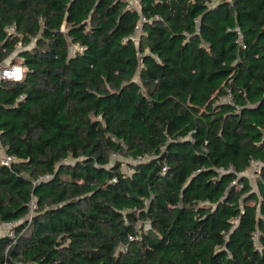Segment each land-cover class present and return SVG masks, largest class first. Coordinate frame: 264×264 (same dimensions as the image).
Returning <instances> with one entry per match:
<instances>
[{
  "label": "trees",
  "instance_id": "obj_1",
  "mask_svg": "<svg viewBox=\"0 0 264 264\" xmlns=\"http://www.w3.org/2000/svg\"><path fill=\"white\" fill-rule=\"evenodd\" d=\"M138 1L0 0V264H264V0Z\"/></svg>",
  "mask_w": 264,
  "mask_h": 264
},
{
  "label": "built area",
  "instance_id": "obj_2",
  "mask_svg": "<svg viewBox=\"0 0 264 264\" xmlns=\"http://www.w3.org/2000/svg\"><path fill=\"white\" fill-rule=\"evenodd\" d=\"M127 3L128 8L131 9H135L138 10L139 9V1L138 0H124ZM145 19L141 18L140 22H143ZM4 31L6 32V34H8V36H15L16 35V27L15 26H9L6 27L4 29ZM136 31L139 32L140 31V23L139 25L136 27ZM22 46L20 44H17L15 46V51L11 54L14 55L16 58L15 60H19V51L22 50ZM11 55L8 56V58L3 61L2 63H0V83L3 81H20L23 77V73H24V69L22 68V66L19 63H11ZM229 100V98H225L222 99V102H227ZM112 158L115 159H119L118 156H114ZM15 160L14 157H9L5 154L3 148H1L0 146V164L9 166L10 163H12ZM143 159H140L137 161L132 160V159H128L127 162L129 164L131 163H136L139 161H142ZM124 171L127 174L131 173V169L124 166ZM224 172V171H223ZM230 172V170L227 171V173ZM33 207V206H32ZM32 210V209H31ZM15 223H5V222H0V228L4 229V230H8V235L10 238H12V240H14L13 234L11 229L15 226Z\"/></svg>",
  "mask_w": 264,
  "mask_h": 264
},
{
  "label": "rangeland",
  "instance_id": "obj_3",
  "mask_svg": "<svg viewBox=\"0 0 264 264\" xmlns=\"http://www.w3.org/2000/svg\"><path fill=\"white\" fill-rule=\"evenodd\" d=\"M32 46H33V42H31L28 46H27V48H32ZM15 56L14 55H11V63H14V60H15ZM118 160H120V161H122V162H126V159L124 158V157H119V159ZM244 175L251 181V184L252 185H254V168L252 167L251 169H249V170H247L246 171V173H244ZM8 230L9 229H7V230H4V229H1L0 228V234H8L9 232H8Z\"/></svg>",
  "mask_w": 264,
  "mask_h": 264
}]
</instances>
